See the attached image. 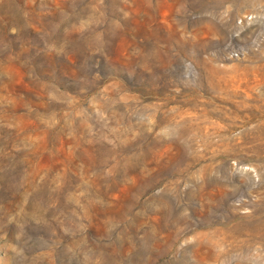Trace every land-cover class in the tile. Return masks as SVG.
<instances>
[{
	"label": "rangeland",
	"instance_id": "obj_1",
	"mask_svg": "<svg viewBox=\"0 0 264 264\" xmlns=\"http://www.w3.org/2000/svg\"><path fill=\"white\" fill-rule=\"evenodd\" d=\"M0 264H264V0H0Z\"/></svg>",
	"mask_w": 264,
	"mask_h": 264
}]
</instances>
